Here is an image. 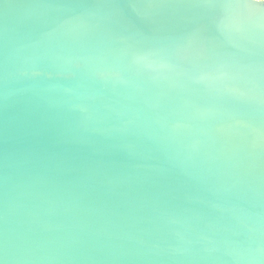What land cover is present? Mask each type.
Listing matches in <instances>:
<instances>
[{"label":"water","instance_id":"95a60500","mask_svg":"<svg viewBox=\"0 0 264 264\" xmlns=\"http://www.w3.org/2000/svg\"><path fill=\"white\" fill-rule=\"evenodd\" d=\"M0 264H264V0H0Z\"/></svg>","mask_w":264,"mask_h":264}]
</instances>
